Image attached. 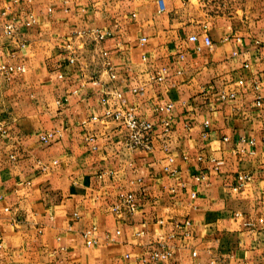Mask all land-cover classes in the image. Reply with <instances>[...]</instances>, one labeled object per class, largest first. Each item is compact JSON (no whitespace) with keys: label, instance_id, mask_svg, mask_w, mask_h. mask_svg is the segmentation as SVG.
I'll list each match as a JSON object with an SVG mask.
<instances>
[{"label":"crops","instance_id":"obj_1","mask_svg":"<svg viewBox=\"0 0 264 264\" xmlns=\"http://www.w3.org/2000/svg\"><path fill=\"white\" fill-rule=\"evenodd\" d=\"M207 1L0 0V65L25 69L0 72V264H264V0Z\"/></svg>","mask_w":264,"mask_h":264},{"label":"built area","instance_id":"obj_2","mask_svg":"<svg viewBox=\"0 0 264 264\" xmlns=\"http://www.w3.org/2000/svg\"><path fill=\"white\" fill-rule=\"evenodd\" d=\"M160 10L162 11L163 4L162 1H159ZM30 22H34L32 16H29V20L26 23L28 25ZM16 33V28L11 24H5L3 27V34L8 37H12ZM84 34H90L95 36V40L98 42L104 38V34L98 32L97 29H87L84 30ZM82 33V34H83ZM144 41V39H142ZM198 37L196 34H191L188 36V41L196 44ZM203 46L207 48H211L212 42L208 36H203L202 38ZM196 50L200 49L199 45H196ZM102 56L105 58L106 53L102 52ZM77 61L76 56H71L69 58V63H74ZM108 65V62H106ZM110 70V67H108ZM25 71L22 65H0V72L6 77L14 72L23 73ZM111 79H114V74L110 71ZM225 94H221L220 98L224 99ZM228 97H234L233 94H229ZM102 104H104L105 109L103 113L102 119L109 122H116L122 127L125 131L124 143L128 149H138V148H149L151 133L153 130V125L151 122L147 120L138 119L133 113L132 109L124 108L122 105V97L120 92L115 89H108L102 98ZM262 102V98L260 95H256L255 104L256 106H260ZM100 118L96 116H92L91 120H99ZM0 132H3L2 127L0 126ZM54 132H48L41 134L39 139L41 142H47L52 136ZM93 138L89 136V140ZM264 141V138L262 139ZM250 181V176L247 174L241 175L238 177L237 188H242ZM135 209V199L131 194H124L120 196V201L116 206H114L113 211L115 213L126 212L127 214H132ZM116 234H119V231H116ZM85 244L90 246L93 244V240L89 238L87 234H83ZM169 256V252H153L151 254L152 259L164 260Z\"/></svg>","mask_w":264,"mask_h":264},{"label":"rangeland","instance_id":"obj_3","mask_svg":"<svg viewBox=\"0 0 264 264\" xmlns=\"http://www.w3.org/2000/svg\"><path fill=\"white\" fill-rule=\"evenodd\" d=\"M201 2L203 3H205L206 4V6H208V4H210V5H212V1H207V0H201ZM233 3H235L236 4V7L239 9H243V2L241 1V0H236L235 2H233ZM213 7V6H212Z\"/></svg>","mask_w":264,"mask_h":264}]
</instances>
